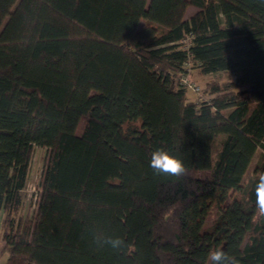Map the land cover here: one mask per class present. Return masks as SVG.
<instances>
[{
  "label": "trees",
  "instance_id": "1",
  "mask_svg": "<svg viewBox=\"0 0 264 264\" xmlns=\"http://www.w3.org/2000/svg\"><path fill=\"white\" fill-rule=\"evenodd\" d=\"M192 67L234 80L188 101ZM35 147L47 164L35 214L22 215ZM156 149L186 174H156ZM262 171V0H0L5 264H206L218 247L264 264ZM97 232L126 246L102 247Z\"/></svg>",
  "mask_w": 264,
  "mask_h": 264
},
{
  "label": "rangeland",
  "instance_id": "2",
  "mask_svg": "<svg viewBox=\"0 0 264 264\" xmlns=\"http://www.w3.org/2000/svg\"><path fill=\"white\" fill-rule=\"evenodd\" d=\"M198 8L194 6H189L186 9L185 17H189L191 14L196 12ZM189 82L199 87L198 91H192L190 88L186 90V98L188 101L198 102L202 99L208 97H213L214 94H211L210 88L212 85H218L223 87L225 84L234 80V76L230 72H217L211 74H202L198 67H192L188 74L186 75ZM84 118H81L78 127L77 133L80 132ZM131 125V124H129ZM137 125V124H134ZM220 136L215 140V146L220 140ZM260 150H257L249 164L247 172L243 178V184L247 182L249 177L252 175L254 166L259 158ZM48 151L44 147H35L33 151V158L31 161L29 173L27 176V181L24 189L21 191L20 196L22 200V210L21 214H29L34 216L36 211V204L39 198L42 176L47 164ZM208 172H199V176H205ZM219 208L216 205H212L205 220L203 223V229H208L213 224L214 220L217 218Z\"/></svg>",
  "mask_w": 264,
  "mask_h": 264
},
{
  "label": "clouds",
  "instance_id": "3",
  "mask_svg": "<svg viewBox=\"0 0 264 264\" xmlns=\"http://www.w3.org/2000/svg\"><path fill=\"white\" fill-rule=\"evenodd\" d=\"M150 167L156 174H165L177 178L187 172L184 162L164 149H156L151 153ZM254 191L257 215L258 217H264V171L257 174ZM93 240L102 247L108 246L116 251H121L126 246L124 239L107 236L102 232L95 233ZM206 264H240V260L235 255H230L218 247L209 251Z\"/></svg>",
  "mask_w": 264,
  "mask_h": 264
},
{
  "label": "crops",
  "instance_id": "4",
  "mask_svg": "<svg viewBox=\"0 0 264 264\" xmlns=\"http://www.w3.org/2000/svg\"><path fill=\"white\" fill-rule=\"evenodd\" d=\"M2 217H3V212L0 209V264H5L6 259H7V253H5L3 251L4 242L1 238V220H2Z\"/></svg>",
  "mask_w": 264,
  "mask_h": 264
},
{
  "label": "built area",
  "instance_id": "5",
  "mask_svg": "<svg viewBox=\"0 0 264 264\" xmlns=\"http://www.w3.org/2000/svg\"><path fill=\"white\" fill-rule=\"evenodd\" d=\"M182 84L192 91H198V87L188 81L187 77H183L181 80ZM37 205V204H36Z\"/></svg>",
  "mask_w": 264,
  "mask_h": 264
}]
</instances>
